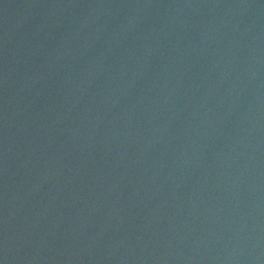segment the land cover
<instances>
[{"label":"water","instance_id":"water-1","mask_svg":"<svg viewBox=\"0 0 264 264\" xmlns=\"http://www.w3.org/2000/svg\"><path fill=\"white\" fill-rule=\"evenodd\" d=\"M0 264H264V0H0Z\"/></svg>","mask_w":264,"mask_h":264}]
</instances>
